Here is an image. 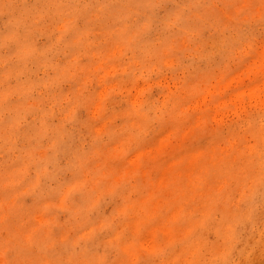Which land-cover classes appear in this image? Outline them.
<instances>
[{
    "label": "rangeland",
    "instance_id": "374dc122",
    "mask_svg": "<svg viewBox=\"0 0 264 264\" xmlns=\"http://www.w3.org/2000/svg\"><path fill=\"white\" fill-rule=\"evenodd\" d=\"M0 264H264V0H0Z\"/></svg>",
    "mask_w": 264,
    "mask_h": 264
}]
</instances>
